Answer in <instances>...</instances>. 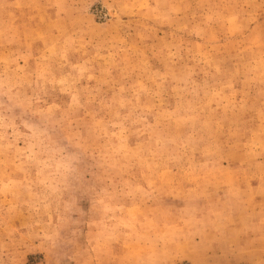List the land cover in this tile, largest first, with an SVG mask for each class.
Here are the masks:
<instances>
[{"label":"rangeland","instance_id":"rangeland-1","mask_svg":"<svg viewBox=\"0 0 264 264\" xmlns=\"http://www.w3.org/2000/svg\"><path fill=\"white\" fill-rule=\"evenodd\" d=\"M0 264H264V0H0Z\"/></svg>","mask_w":264,"mask_h":264}]
</instances>
